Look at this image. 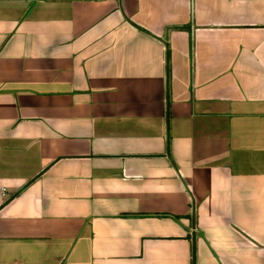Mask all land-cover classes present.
Masks as SVG:
<instances>
[{"label":"crops","instance_id":"1","mask_svg":"<svg viewBox=\"0 0 264 264\" xmlns=\"http://www.w3.org/2000/svg\"><path fill=\"white\" fill-rule=\"evenodd\" d=\"M0 264H264V0H0Z\"/></svg>","mask_w":264,"mask_h":264},{"label":"trees","instance_id":"2","mask_svg":"<svg viewBox=\"0 0 264 264\" xmlns=\"http://www.w3.org/2000/svg\"><path fill=\"white\" fill-rule=\"evenodd\" d=\"M167 58H168V50L165 49V60H167Z\"/></svg>","mask_w":264,"mask_h":264}]
</instances>
